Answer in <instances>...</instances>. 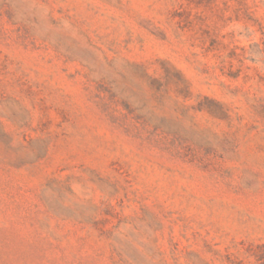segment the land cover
<instances>
[{
    "label": "rangeland",
    "instance_id": "rangeland-1",
    "mask_svg": "<svg viewBox=\"0 0 264 264\" xmlns=\"http://www.w3.org/2000/svg\"><path fill=\"white\" fill-rule=\"evenodd\" d=\"M0 264H264V0H0Z\"/></svg>",
    "mask_w": 264,
    "mask_h": 264
}]
</instances>
